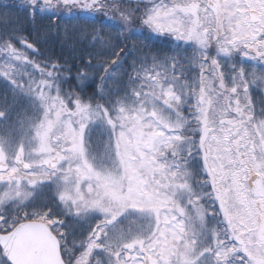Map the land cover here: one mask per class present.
I'll use <instances>...</instances> for the list:
<instances>
[{
	"label": "snow or ice",
	"instance_id": "obj_1",
	"mask_svg": "<svg viewBox=\"0 0 264 264\" xmlns=\"http://www.w3.org/2000/svg\"><path fill=\"white\" fill-rule=\"evenodd\" d=\"M0 264H264V0H0Z\"/></svg>",
	"mask_w": 264,
	"mask_h": 264
},
{
	"label": "trees",
	"instance_id": "obj_2",
	"mask_svg": "<svg viewBox=\"0 0 264 264\" xmlns=\"http://www.w3.org/2000/svg\"><path fill=\"white\" fill-rule=\"evenodd\" d=\"M56 51H57V54H59V49H58V48H57V50H56Z\"/></svg>",
	"mask_w": 264,
	"mask_h": 264
}]
</instances>
